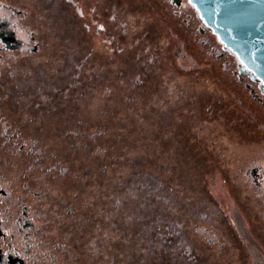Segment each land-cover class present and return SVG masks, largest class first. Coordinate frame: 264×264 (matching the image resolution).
Returning <instances> with one entry per match:
<instances>
[{
    "label": "flooded vegetation",
    "instance_id": "af4514ba",
    "mask_svg": "<svg viewBox=\"0 0 264 264\" xmlns=\"http://www.w3.org/2000/svg\"><path fill=\"white\" fill-rule=\"evenodd\" d=\"M226 94L260 134L224 137ZM132 112L155 123L153 170L131 172L140 158L108 142ZM218 172L262 240L264 83L196 6L0 0V264H225L236 249L209 194Z\"/></svg>",
    "mask_w": 264,
    "mask_h": 264
},
{
    "label": "rangeland",
    "instance_id": "374dc122",
    "mask_svg": "<svg viewBox=\"0 0 264 264\" xmlns=\"http://www.w3.org/2000/svg\"><path fill=\"white\" fill-rule=\"evenodd\" d=\"M178 58H179L180 67H182V69H187L190 66V60L186 56L185 52H181L178 55ZM95 97H96L95 98L96 105L98 106L106 105L105 99L103 97H100L98 95ZM149 116L151 115L147 114L144 119L142 118L143 119L142 120L141 119L142 116L141 115L136 116L135 112L129 113L128 115L118 113V116L115 117L114 120L116 122V126H114V128L111 129V132L109 134L110 138L108 142L112 147L111 150L115 149L117 150V152L122 151L124 154H126L131 158L134 157L140 158L137 160L138 163H140L139 165H134L135 167L131 165L133 168L131 172L136 170V168L138 167L144 169V171L153 170L152 169L153 166L156 167L157 165L156 160L157 159L160 160L156 156L155 152L152 151L154 148L153 144L155 143L154 139L156 136V132H155L156 128L154 127L155 123L153 122L152 119H150ZM118 131L119 132L124 131L123 135L120 134ZM114 142L117 143V146L114 145ZM200 143L201 142L199 143L193 142V145L191 144L192 149L191 151H189V153L193 155L194 158L197 151H200L199 146H196V144H200ZM126 146H128V149ZM246 149L247 148L243 147L241 149L242 151H239L240 149L233 148L232 146V148L230 147L228 156L229 155L232 156L233 153L235 152L243 155L246 152L245 151ZM130 150L132 151L129 152ZM142 150H145L146 153L144 154ZM172 162H173L172 159L169 156H166L161 158L160 165L161 164H164V166L167 164L170 165ZM143 167L145 168L152 167V168L145 169ZM204 170L203 171L201 170L198 177L200 176L201 178V176L206 175L205 173L206 171ZM211 174L208 177L210 182L209 185L212 186V189L214 190L215 194L213 193L211 194L209 192L208 193L210 194V197L220 205L219 212L221 213V217L223 215V217L225 218L223 222L225 223V220L227 221L226 224L231 231V238H233L232 240H234L233 249L234 248L236 249V250L234 249L235 252L227 253V257L228 256L229 257L227 259L228 261L225 264H257V256L255 254L253 247L258 249L259 252L264 257V238H263L264 236L260 233L259 229L257 233L260 234V236H262L263 239L261 240L259 238V235H256V232L254 231V227L256 229V226L255 225L254 227L252 226L251 217L249 215L247 217L241 208L238 209L239 207L235 203L236 201L235 197L227 192L228 189H226L227 186L225 183V178L223 177L224 174L218 172L215 173L214 177H212ZM131 176H136V175L132 174ZM180 184L183 186L184 182L182 181V183ZM241 211L244 216L243 225L245 231L242 227V223L238 218L240 217L239 213ZM221 222H222V218H221ZM259 227L261 228V225H259ZM246 232L248 234H246ZM216 257H218V255H216ZM213 258L214 257L212 255L209 256V259L212 260Z\"/></svg>",
    "mask_w": 264,
    "mask_h": 264
},
{
    "label": "water",
    "instance_id": "95a60500",
    "mask_svg": "<svg viewBox=\"0 0 264 264\" xmlns=\"http://www.w3.org/2000/svg\"><path fill=\"white\" fill-rule=\"evenodd\" d=\"M192 3L225 47L239 57L241 65L264 83V0H192Z\"/></svg>",
    "mask_w": 264,
    "mask_h": 264
},
{
    "label": "trees",
    "instance_id": "16d2710c",
    "mask_svg": "<svg viewBox=\"0 0 264 264\" xmlns=\"http://www.w3.org/2000/svg\"><path fill=\"white\" fill-rule=\"evenodd\" d=\"M224 108H229L223 113V131H224V137L226 139H232L233 133L235 132V129H238L240 131L244 130L246 132H250V135L253 136V134L258 135L261 132L260 124L258 121L250 117L239 105L238 103H235V101L232 99V97L229 94H226L224 96ZM151 168V167H150Z\"/></svg>",
    "mask_w": 264,
    "mask_h": 264
},
{
    "label": "bare ground",
    "instance_id": "6f19581e",
    "mask_svg": "<svg viewBox=\"0 0 264 264\" xmlns=\"http://www.w3.org/2000/svg\"><path fill=\"white\" fill-rule=\"evenodd\" d=\"M243 225V224H242ZM255 251V250H254ZM257 264H264V258L259 254L257 257Z\"/></svg>",
    "mask_w": 264,
    "mask_h": 264
},
{
    "label": "snow or ice",
    "instance_id": "6c2138e0",
    "mask_svg": "<svg viewBox=\"0 0 264 264\" xmlns=\"http://www.w3.org/2000/svg\"><path fill=\"white\" fill-rule=\"evenodd\" d=\"M188 3L195 7V4L192 3V0H188Z\"/></svg>",
    "mask_w": 264,
    "mask_h": 264
}]
</instances>
